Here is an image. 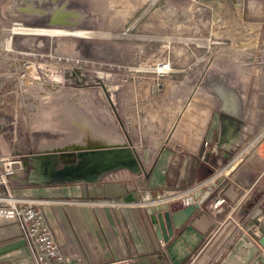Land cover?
Listing matches in <instances>:
<instances>
[{
  "label": "rangeland",
  "instance_id": "374dc122",
  "mask_svg": "<svg viewBox=\"0 0 264 264\" xmlns=\"http://www.w3.org/2000/svg\"><path fill=\"white\" fill-rule=\"evenodd\" d=\"M16 23L85 33L12 35ZM25 69L53 87L26 89ZM209 120L236 133L207 153V179L236 158L264 172V0H0V152L27 169L71 145H126L145 172L166 145L192 150Z\"/></svg>",
  "mask_w": 264,
  "mask_h": 264
},
{
  "label": "crops",
  "instance_id": "0c3cea01",
  "mask_svg": "<svg viewBox=\"0 0 264 264\" xmlns=\"http://www.w3.org/2000/svg\"><path fill=\"white\" fill-rule=\"evenodd\" d=\"M234 133L232 126L221 133L209 120L192 150L182 152L166 145L147 171L116 173L118 169L93 182H39L31 174L40 172L38 160L31 156L26 173L29 170L27 175L36 183L24 174L13 181V192L37 202L55 241L72 264H113L124 259L130 264H222L238 240L255 244L245 232L264 235L263 171L256 166H233V189L216 190L214 182L201 185L209 179L211 168L203 141L229 148L235 143ZM250 171L254 173L251 177ZM211 185V197L167 242L159 240L151 218L158 212L177 210L178 200L196 186ZM218 194L227 205L216 214L209 204ZM258 208L262 213L252 219ZM255 245L264 251V246ZM0 264H34L14 223H0Z\"/></svg>",
  "mask_w": 264,
  "mask_h": 264
},
{
  "label": "water",
  "instance_id": "95a60500",
  "mask_svg": "<svg viewBox=\"0 0 264 264\" xmlns=\"http://www.w3.org/2000/svg\"><path fill=\"white\" fill-rule=\"evenodd\" d=\"M72 149L73 153L71 157L69 156L71 159L68 160H62V157L67 155L60 150L42 155L47 160L45 165L51 177L48 182L79 180L93 182L118 169L131 171L129 169L137 167L138 172L141 170L134 151L126 145H88L73 147ZM60 163L61 166H59ZM29 164L31 165L30 162ZM23 166L25 169L27 168L25 162ZM27 179L31 183L35 182L30 180L29 176ZM192 191L190 195L183 196L178 200L179 208L177 210L158 212L151 218L159 240L167 242L173 235V231L180 229L190 219L199 207L211 197L212 185L205 188L196 186ZM261 213L262 209L258 208L252 219L257 218ZM259 243L264 246V235ZM222 264H264V254L259 251L255 244L240 239L231 247Z\"/></svg>",
  "mask_w": 264,
  "mask_h": 264
},
{
  "label": "built area",
  "instance_id": "2783aa9c",
  "mask_svg": "<svg viewBox=\"0 0 264 264\" xmlns=\"http://www.w3.org/2000/svg\"><path fill=\"white\" fill-rule=\"evenodd\" d=\"M169 69L168 63H161L158 66L160 74L168 72ZM262 145L261 156L264 158V141ZM203 147L210 153L216 151L215 146H211L207 141H203ZM23 163L15 155L0 152V223H14L18 226L34 264H72L71 258L62 253L55 241L37 202L20 198L13 192V181L26 174L27 168L25 169ZM209 205L213 213L219 214L227 205V201L218 194ZM238 226L240 227L239 224ZM244 235L255 244L262 246L259 241L263 235L258 231H255V236H250L247 232ZM113 264L130 263L129 260L124 259Z\"/></svg>",
  "mask_w": 264,
  "mask_h": 264
},
{
  "label": "bare ground",
  "instance_id": "6f19581e",
  "mask_svg": "<svg viewBox=\"0 0 264 264\" xmlns=\"http://www.w3.org/2000/svg\"><path fill=\"white\" fill-rule=\"evenodd\" d=\"M58 20V17L57 16H53L52 18V23H55L56 21ZM16 27H13L11 29V34L12 35H32V36H38V35H45V36H72V37H76V36H83V34L85 33L84 31H79V30H66V29H56V28H27V27H23L22 24L20 23H16L15 24ZM12 37V36H11ZM10 37V38H11ZM33 71V70H32ZM35 72V71H34ZM28 73V74H27ZM20 83L26 87H29V88H32V87H36V88H39V89H45V88H49L46 81H42L40 80V85L38 86V81H36V75H34L32 72H31V69H25L24 71V74L22 76V78H20ZM53 86H50L49 89H51ZM55 87V86H54ZM23 88V87H22ZM57 90V89H56ZM23 91V90H22ZM29 92V91H28ZM49 92V90H48ZM50 92H54V90H50ZM56 92V91H55ZM26 93V91H25ZM39 93V92H38ZM45 94V93H44ZM36 98V97H35ZM40 98V97H39ZM43 99L45 98L46 100V96L45 97H42ZM48 99V98H47ZM50 99V98H49ZM50 101V100H49ZM77 104V103H76ZM86 142V141H85ZM84 142V143H85ZM81 143V142H80ZM87 143V142H86ZM75 144V143H74ZM78 144V143H77ZM103 145V144H102ZM79 147L78 145H71L70 146V151L68 152L65 148H61L59 149L60 151H63L64 154H66L67 156H63V160H68V159H71V154L73 153V147ZM91 146V145H90ZM98 146H101V145H98ZM108 146V145H107ZM111 146V145H110ZM112 146H119V145H112ZM68 148V147H66ZM67 151V152H66ZM70 156V157H69ZM238 159L239 158H236L235 160H233L229 167L228 168H224L222 170H220L219 172H217V174L213 175L212 177H210L206 182L202 183L201 185H207V184H210V183H213L214 182V179L216 178V176L222 174V173H225L228 171V169L232 168L234 165H236V163L238 162ZM33 160H38V171H40V175L39 173L34 170L31 174L32 176L34 177H37L38 181L39 182H48L51 180V177L50 175L48 174V170L46 168V159L42 156V155H39V156H35L33 157ZM33 165L36 166L37 163L34 161L33 162ZM132 172H138V168L137 167H133L131 169Z\"/></svg>",
  "mask_w": 264,
  "mask_h": 264
}]
</instances>
